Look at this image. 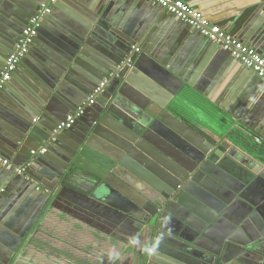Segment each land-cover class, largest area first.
<instances>
[{"label": "crops", "instance_id": "crops-1", "mask_svg": "<svg viewBox=\"0 0 264 264\" xmlns=\"http://www.w3.org/2000/svg\"><path fill=\"white\" fill-rule=\"evenodd\" d=\"M42 1L47 2L0 0V71L23 24L28 22L26 17ZM71 1L58 0L53 5L52 17L42 21V31L21 69L0 93V157L11 165L8 169L0 164V189L4 190L0 195V264H111L108 253L113 248L123 254L116 264H140L142 257L137 249L116 240L113 236L117 233L112 231L111 237L98 229L104 224L91 225L96 221L83 217V209L80 214L75 211L72 203H84L81 198L65 191L56 200L60 191L56 188L57 181L63 172L60 169L67 166L62 157L52 153L45 163L34 164L30 152L46 148L45 139L51 127L83 105L86 91H91L98 81L112 77L109 83L114 84L115 63L122 59L123 52L116 48L119 39L112 32V22L117 18L121 32L127 37L135 36L137 43L127 49L125 57H128L134 47H142L150 26L168 14L147 0H73L72 5ZM181 1L264 58V0ZM89 15L107 19L94 22ZM90 19L94 28L89 32ZM169 21L162 38L149 49L153 52L166 48L169 59L172 58L168 64L185 82L169 104V111L211 143L220 140L236 122L242 123L261 147L264 157V81L175 17ZM112 73L114 76H110ZM27 109L32 115L24 118L22 113ZM101 109L99 105L86 108L71 135L77 137L82 130L97 124ZM105 122L116 129L121 127L112 119ZM117 130L120 137H126L132 144L130 152L135 150L136 157L141 158L140 166L149 161L163 170L169 165L173 172L175 167H187L184 165L192 148L167 130L154 135L148 132L143 138L127 135L122 128ZM226 140L230 141V137ZM26 164L30 166L25 177L27 183L10 171ZM71 168L91 180L97 178L81 168ZM226 169L208 165L195 176L189 190L191 195L185 193L187 197L176 210L178 214L171 215L180 224L173 221L172 227L211 251L222 250L226 244L245 250H232L226 264H263L264 245L260 239L264 238V216L262 212L253 216L252 206L264 199V173L254 180L255 176L238 164L231 163ZM114 172L134 189V193L128 192L131 199L119 194V189L124 190L125 186L109 175L108 190H98L94 200L104 204L119 205L126 203L125 200L142 204L140 181L122 167H116ZM70 183L80 193L83 191L78 181ZM46 191L53 196L43 211ZM92 205L89 211L95 209ZM25 219L24 226H20ZM118 236L129 241L125 234ZM149 237L147 232L140 239L147 242Z\"/></svg>", "mask_w": 264, "mask_h": 264}, {"label": "water", "instance_id": "water-1", "mask_svg": "<svg viewBox=\"0 0 264 264\" xmlns=\"http://www.w3.org/2000/svg\"><path fill=\"white\" fill-rule=\"evenodd\" d=\"M149 2L151 3V1ZM45 3L46 1L38 2L33 9L34 11L31 12L25 20H29L30 17L38 11L40 6ZM70 3L71 5L75 4L73 0ZM157 9L160 8L157 6ZM81 10L86 11L83 8H81ZM50 17H52V12L50 15L45 16L43 20L46 21ZM90 18L94 19V22H98L100 19L99 16H96V18L95 16H91ZM172 18L174 17L168 15L164 20L161 19L156 24L150 26V29L145 33L146 38L141 45L142 47L139 49L140 52L131 55L132 67H124L119 70H117L116 67L126 60L127 57L125 56L127 49L135 46L137 42L134 40L135 36L127 37L121 32L117 18L112 22V32L119 39L117 40L118 44H116V48L123 52V57L115 63L114 84L111 86V83H109L105 90L95 99L94 105L89 107L93 108L95 105L102 107L97 124L82 130L77 137H74L71 135L70 131L78 127L77 122L84 115L74 123L71 129L58 134H54L53 131L60 122L55 123L51 127L48 136L46 135L45 142L47 145L45 153L34 156L33 163H45L51 158L50 154L52 153L56 154L58 157H62L65 163H67V166L64 165L63 169H60L63 172H59L56 188H60V191H58V194L56 193L58 197L56 200H59L60 197L62 198V194L65 191H70L74 196L81 198L84 203H75L74 201V203H72L73 209L79 214L81 209H83L85 211L83 217L88 216L91 222L96 221L97 225L94 222H90L91 225L97 227L99 223L104 224L103 227L99 224L101 227H98V229L104 230V233L107 235L112 237V231L117 233L116 236H113L116 240L122 241L127 245L128 239L120 238L118 236L119 233L125 234L127 237L139 236L141 238L142 236L145 237L146 233L149 232L150 237L147 239L148 242L153 240L159 232L163 231L166 238L164 243L160 246L158 254L152 258L141 254L142 257L139 259L140 264H226L228 253L232 250L236 249L240 252H244L245 250L238 249V247L233 244H226L222 250H208L199 243L192 241V239L183 237L184 233H178V229L175 227L173 228L172 224L170 225L171 231L169 232L168 227L164 225V217L169 213L171 215L178 214L176 210H178L180 203H183L182 200L187 197L185 193L188 192L189 195H191V191L189 192V190H191V185H193L195 176L208 165L227 170V165L231 163L238 164L244 171L247 170L250 175H254V180L259 177V175L263 177V151L258 145L254 147L251 144H247L246 139H244V136L241 134L246 135L251 132L244 127L242 123L236 122L220 140L211 143L169 111V104L172 103L174 97L179 94L185 82L179 78L178 73L172 69L171 64H168L172 62V58L169 59L170 56L167 55L166 48L164 49L163 47L162 50L159 51L153 49V52L149 49L151 45L157 42L159 37L162 38L165 28L168 26V23H170L169 20ZM106 19L107 18L103 17L100 20L106 21ZM91 21L90 19L88 23V25H90L89 32L94 28ZM26 24L24 23L22 27L24 28ZM42 25L43 23H41L38 28V34L42 31ZM188 28L191 29L190 27ZM191 30L208 42L213 43L202 36L198 31ZM82 32H84V30ZM38 36L39 35H37V37ZM81 37H83L82 33H80V38ZM17 40L18 37L16 38V41ZM34 44L35 43H33V45ZM213 45L215 49H219L217 44L213 43ZM222 53L230 57L229 52L222 50ZM24 59L17 71L21 69ZM231 60L237 63L232 58ZM245 69L250 71L255 78L264 81V79L257 77L250 69ZM32 77L36 78L34 75H32ZM33 78L30 77L32 82H34ZM12 79L10 81H12ZM101 81H98L97 85L94 86L91 91H86V100L92 90L96 88ZM5 86L6 84L4 87ZM36 107L37 109L40 108L37 105ZM22 114L24 118H27V115L31 116L32 112L30 109H27V111ZM111 119L121 126L117 129L121 130L122 128L123 132L134 138H143L148 132H152L151 134L154 135L155 132L159 133L158 131L160 130H167L174 136L180 137L181 140L192 148L189 150L191 154H193L187 156V165H184L187 167H184V169L175 167L173 172L169 165H166V168L164 167L165 170H163L158 165H156L157 167H155V165L153 166L149 161L143 163V166H140L142 165V161H140L141 158L136 157L135 150L134 152H130V149L133 150L132 144L126 141V137H120L118 134L119 131L115 127L105 122ZM159 127L160 129L157 130ZM233 130H237L239 133L237 132L238 134L230 137V141L226 140ZM67 137H71V139L68 140ZM70 157L74 159L70 160ZM85 158H87L89 162H86L88 160ZM84 159L86 161H84ZM71 167L81 168L97 178L96 180H91L88 177L80 175ZM116 167H122L140 181L143 187V190L140 191L143 195L142 204L127 200H125L126 203L123 201L119 205L110 202L104 204L94 200V193L98 190H108L106 186H108L109 183L106 181L109 175L122 183L123 187L125 186L124 190L119 189V194L123 198L131 199V195H129L128 192L134 193L135 191L134 189H130L126 183L115 176L114 171ZM29 168L30 166L25 169L23 175H16L13 169L10 171H12L17 178L25 179L30 172ZM173 178H176V180ZM65 180L85 183L86 185L78 183V186L80 190L82 189L83 191L89 192L83 194L74 191L64 186ZM43 196L46 197H44L45 201L43 205V210H45L50 204L49 200L51 199L50 197L53 196V193L46 191ZM90 204H94L92 206H95V209L89 211ZM257 212H262L264 216V199L261 200L259 205L252 206V215H256L255 213ZM111 214L116 215L110 218L109 216H111ZM77 217L83 219L80 215ZM178 218L181 217L178 215ZM25 221L26 219L22 221L20 226H22ZM173 221L174 224H180V220L175 221L172 219L171 222ZM107 225L109 227L105 230ZM261 242L263 246L264 238L260 239V243ZM13 248L14 247L11 248V252L14 250Z\"/></svg>", "mask_w": 264, "mask_h": 264}, {"label": "built area", "instance_id": "built-area-1", "mask_svg": "<svg viewBox=\"0 0 264 264\" xmlns=\"http://www.w3.org/2000/svg\"><path fill=\"white\" fill-rule=\"evenodd\" d=\"M58 0H47V2L40 6L38 11L30 17L26 26L22 29L18 40L13 46V49L9 56L6 59L3 69L0 71V91L3 89L4 85L7 84L12 76L17 71L22 60L29 53L31 46L33 45L37 35L38 28L42 23L45 16L50 15L52 12V7L57 3ZM151 3L158 6L166 14L175 17L181 23L187 25L191 29L198 31L202 36L207 38L209 41L217 44L219 48L223 51H227L230 54V57L242 65L243 67L250 69L256 74L257 77L264 79V58L256 53V51L231 38L226 35L220 27L216 25H211L209 21L203 16V14L191 8L181 0H149ZM140 50L137 47L133 48V53H139ZM131 54V55H132ZM126 58L124 62H121L116 69H122L124 67L131 68L132 61L131 57ZM110 76H114L112 73ZM112 77L104 78L99 85L92 90L87 100L83 105L78 107L74 112L69 114L66 119L56 125L53 133L58 134L63 131L69 130L73 127L74 123L84 115L86 108L91 107L95 103V99L105 90L108 86L110 79ZM36 121V120H34ZM258 141V139H255ZM46 151L45 148H42L38 151H31L30 156L34 157L38 154H44ZM0 163L10 169L11 165L8 161L0 157ZM29 164H26L25 167L14 169L16 175H23L26 167ZM3 189H0V195L3 193Z\"/></svg>", "mask_w": 264, "mask_h": 264}, {"label": "clouds", "instance_id": "clouds-1", "mask_svg": "<svg viewBox=\"0 0 264 264\" xmlns=\"http://www.w3.org/2000/svg\"><path fill=\"white\" fill-rule=\"evenodd\" d=\"M171 221L172 216L169 213L164 217V225L168 227L169 232L171 231ZM165 238V233L163 231L159 232L153 240L148 242L142 241L139 236H132L129 237L128 246L137 249L142 255L152 258L158 254L160 246L164 243ZM108 259L111 264H116L117 261L123 259V254L121 251L113 248L108 253Z\"/></svg>", "mask_w": 264, "mask_h": 264}, {"label": "trees", "instance_id": "trees-1", "mask_svg": "<svg viewBox=\"0 0 264 264\" xmlns=\"http://www.w3.org/2000/svg\"><path fill=\"white\" fill-rule=\"evenodd\" d=\"M237 132H238L237 130H236V131L233 130V131L230 133L229 137H233V136H235V134H238ZM241 135L244 136V139H246L247 144H251V145H253L254 147H257L258 143L254 141V139H253V135H252L251 133H248V134H246V135H243V134H241ZM252 140H253V141H252ZM247 146H249V145H247ZM69 184H71L70 181H68V180H65V181H64V186H66V187H68V188H70V189H72V190H78V192H79V189H78V188H75V186H73V185H69ZM88 192H89V191H81V193H83V194H87ZM43 211H44V210H43ZM263 264H264V262H263Z\"/></svg>", "mask_w": 264, "mask_h": 264}, {"label": "flooded vegetation", "instance_id": "flooded-vegetation-1", "mask_svg": "<svg viewBox=\"0 0 264 264\" xmlns=\"http://www.w3.org/2000/svg\"><path fill=\"white\" fill-rule=\"evenodd\" d=\"M151 209H152V207H151ZM154 209V208H153ZM108 229V227L107 228H105V230H107Z\"/></svg>", "mask_w": 264, "mask_h": 264}]
</instances>
